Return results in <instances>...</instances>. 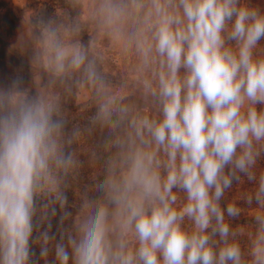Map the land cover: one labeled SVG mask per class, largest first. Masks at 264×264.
Returning <instances> with one entry per match:
<instances>
[{"label":"clouds","instance_id":"clouds-1","mask_svg":"<svg viewBox=\"0 0 264 264\" xmlns=\"http://www.w3.org/2000/svg\"><path fill=\"white\" fill-rule=\"evenodd\" d=\"M72 2L84 15L35 16L16 39L47 91L31 94L19 77L0 87V264H38L31 245L44 264H264V5ZM105 39L134 55L151 109L110 82ZM58 88L88 90V130L103 134L92 153L99 172L77 189L75 215L66 189L81 130L67 129ZM241 177L253 184L246 247L232 224L241 208L225 200Z\"/></svg>","mask_w":264,"mask_h":264},{"label":"rangeland","instance_id":"rangeland-1","mask_svg":"<svg viewBox=\"0 0 264 264\" xmlns=\"http://www.w3.org/2000/svg\"><path fill=\"white\" fill-rule=\"evenodd\" d=\"M53 1V3H48L47 0H0V11L10 10L13 13V16L11 18V29L7 28V31H9V33L5 37L6 41L10 42V46L8 49L1 48L0 53H5L9 61L17 64L14 68L15 73L13 75V80L18 77L22 78L23 87L26 88L31 94H35L36 92L40 91H47V89L44 87L45 80L40 73L33 70L30 64V52H21L18 49V47L16 46V39L19 32L27 27L29 21L35 16L43 15L45 17H52L62 21L70 18L69 11L59 4V0ZM88 2L89 0H84L85 5ZM84 12L85 6L83 5L81 16L84 15ZM8 17H11L10 13H8ZM87 33H89L92 37V32L90 30H86L84 33H82L81 39H83L84 35H86ZM98 51L102 58V66L105 73L116 74L118 72V69H120L126 75L128 74L131 77H137V74L134 71L135 57L122 45L114 42L109 43V41L105 39L99 42ZM117 88H122L123 93H126L127 91L124 86ZM88 100H91L88 90L86 88L79 89L77 93V101L82 103ZM261 156H263V154ZM95 168V172L98 174L100 164L87 166H83L82 164H80L77 175L72 179H69V187L66 189V195L68 197L69 205H72L76 209L75 211L69 210L73 213V215H75L79 207L77 189L83 190L85 186L91 184L92 178L94 177V172L91 169ZM250 183L251 182H248L245 177H241L238 182H234L232 189L226 192L225 200L234 201L241 208V214L237 218H234L232 220V224L235 227H238V224H235L237 220L251 222L252 206L248 205L245 199V197L249 193V187H253V185H251ZM224 203L225 202L222 201V206L224 205ZM59 214L60 213L58 212L57 217L53 218L52 221V232L56 233L57 239H59L57 224ZM70 225L71 220L66 221L63 227L68 228L70 227ZM238 229L239 234L246 236L248 241V235L250 231L247 228L245 229L238 227ZM31 247L36 253L34 259L38 260V264H44L43 260H39V247L37 245H31ZM53 256V253L49 254V261L53 259Z\"/></svg>","mask_w":264,"mask_h":264},{"label":"trees","instance_id":"trees-1","mask_svg":"<svg viewBox=\"0 0 264 264\" xmlns=\"http://www.w3.org/2000/svg\"><path fill=\"white\" fill-rule=\"evenodd\" d=\"M48 3H53V0H47ZM256 3L264 5V0H255ZM59 4L66 8L69 11V17H77L81 16L83 5L74 4L72 0H59ZM8 13L11 14V17H8ZM13 16L12 11L4 10L0 11V49L1 48H9L10 42L6 41L5 37L8 35L9 31L7 28L11 27V18ZM11 29V28H10ZM91 35L87 33L84 35L81 41L83 43H87ZM264 44V42H261ZM17 64L9 61L7 59L5 53H0V87L7 88L10 86L13 81V75L15 73L14 68ZM19 65V64H18ZM42 75V74H41ZM110 82L115 87H125L127 89L126 93H124L125 101L138 109H151L152 105L149 101L145 100L141 88L138 83L137 77H131L130 75L124 74L120 69L116 74L106 73ZM43 79L45 77L42 75ZM56 92L60 95L62 107H63V115L67 119V129L71 130L73 127H78L81 130V139L78 143L72 145V150H74L79 158V165L83 166L87 165H99L100 161H94L92 158V153L95 151L97 153L101 152V143L103 139V134L100 131L89 132L88 124L89 118L94 113L95 107L93 105L92 100H88L86 102H78L77 101V93L78 90H74L72 94H66L62 89H56ZM264 156V153H262ZM261 154V155H262ZM260 156L258 159L257 168L264 169V158ZM93 167V166H92ZM94 173V176L97 175L95 169H91ZM82 174V173H80ZM80 176V175H79ZM249 182V181H248ZM253 185L252 183H250ZM241 186V185H239ZM253 187H249L248 191L251 192ZM68 210L75 211V207L72 205L68 206ZM59 212V209H58ZM235 224H238V227L247 228L249 231L252 230V218L251 222L237 220ZM239 239L242 246L247 245V238L244 235L239 234Z\"/></svg>","mask_w":264,"mask_h":264}]
</instances>
